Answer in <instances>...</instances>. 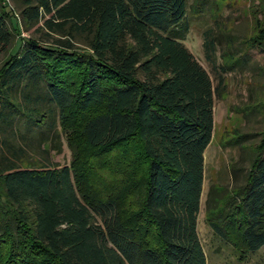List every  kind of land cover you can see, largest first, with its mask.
Instances as JSON below:
<instances>
[{
    "label": "trees",
    "instance_id": "obj_1",
    "mask_svg": "<svg viewBox=\"0 0 264 264\" xmlns=\"http://www.w3.org/2000/svg\"><path fill=\"white\" fill-rule=\"evenodd\" d=\"M13 1L40 35L11 52V8L0 0V62L10 50L0 66V264H208L198 218L224 77L214 86L183 40L188 0ZM204 45L211 58L214 37ZM63 134L71 164L48 155ZM135 138L147 187L143 208L126 216L117 187L86 193L82 172L93 165L82 149L107 161ZM128 159L110 161L111 183L136 185ZM251 168L240 202L208 216L248 253L264 245V138Z\"/></svg>",
    "mask_w": 264,
    "mask_h": 264
},
{
    "label": "rangeland",
    "instance_id": "obj_2",
    "mask_svg": "<svg viewBox=\"0 0 264 264\" xmlns=\"http://www.w3.org/2000/svg\"><path fill=\"white\" fill-rule=\"evenodd\" d=\"M203 1L188 0L190 28L183 40L209 71L214 86L219 84L221 76L224 81L215 93V129L205 152L206 176L198 229L208 264H264V245L250 253L242 251L245 246L240 240L241 244L237 245L223 237L208 220L210 211L225 212L234 207V202H240L252 162L264 138V44L255 40L261 38L257 21L261 20L264 24V0H205L202 4ZM6 3L11 8L10 25L16 35L15 46L11 48L13 52L24 37L39 36L40 33L36 26L26 28L13 0H6ZM209 28L212 32L208 35ZM206 35L215 39V47L209 51L211 58L206 56ZM8 52L0 66L9 56ZM233 52L235 54L231 58ZM237 57L239 61L230 66ZM62 139V150L53 149L48 155L60 164H71L73 151L65 134ZM121 146L109 154L110 158L106 161V156H96L94 147L86 144L82 150L93 166H87L89 171L82 172V183L89 197L103 196L111 190L107 191V188L117 187L112 190L120 201L123 213L134 216L144 205L147 163L143 162L137 138ZM38 152L39 156L47 155L46 152ZM126 153L129 155L127 163L134 173L130 183L136 182V185L124 188L111 183L109 178L116 175L110 169V161L115 162L116 154L122 157ZM112 169L117 168L113 166ZM231 234L238 238L236 231ZM147 238L152 244L160 245L159 238L154 234L149 233Z\"/></svg>",
    "mask_w": 264,
    "mask_h": 264
},
{
    "label": "crops",
    "instance_id": "obj_3",
    "mask_svg": "<svg viewBox=\"0 0 264 264\" xmlns=\"http://www.w3.org/2000/svg\"><path fill=\"white\" fill-rule=\"evenodd\" d=\"M210 145V144H209ZM209 147V146H208ZM208 149V148H207ZM206 173V172H205ZM205 176H206V174H205Z\"/></svg>",
    "mask_w": 264,
    "mask_h": 264
}]
</instances>
